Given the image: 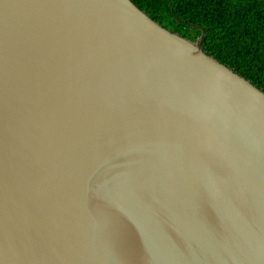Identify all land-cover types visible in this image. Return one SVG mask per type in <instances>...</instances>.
<instances>
[{
  "label": "water",
  "instance_id": "95a60500",
  "mask_svg": "<svg viewBox=\"0 0 264 264\" xmlns=\"http://www.w3.org/2000/svg\"><path fill=\"white\" fill-rule=\"evenodd\" d=\"M201 40L0 0V264H264V92Z\"/></svg>",
  "mask_w": 264,
  "mask_h": 264
},
{
  "label": "trees",
  "instance_id": "16d2710c",
  "mask_svg": "<svg viewBox=\"0 0 264 264\" xmlns=\"http://www.w3.org/2000/svg\"><path fill=\"white\" fill-rule=\"evenodd\" d=\"M131 1L264 92V0Z\"/></svg>",
  "mask_w": 264,
  "mask_h": 264
}]
</instances>
